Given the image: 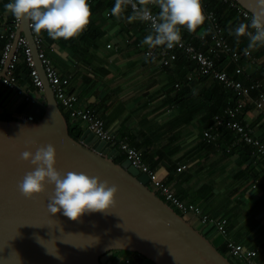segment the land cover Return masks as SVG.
Returning a JSON list of instances; mask_svg holds the SVG:
<instances>
[{
  "label": "crops",
  "instance_id": "1",
  "mask_svg": "<svg viewBox=\"0 0 264 264\" xmlns=\"http://www.w3.org/2000/svg\"><path fill=\"white\" fill-rule=\"evenodd\" d=\"M9 2L0 0L2 30L13 18L5 9ZM112 6L105 2L96 11L91 6L93 21L104 31L95 43L89 40L80 49H73L47 43L44 38L53 64L69 78V91L94 107L113 133L126 136L137 146L145 161L180 197L201 205L211 216L226 217L228 237L259 247L258 257L264 263L262 160L240 148L228 152L220 138L212 143L204 140V130L213 123L209 124L210 102L202 94L210 90L212 80H198L199 74L180 57L166 66L151 59L145 53L148 47L141 45L151 30L144 22L106 15ZM0 80V112L24 118L31 98L43 99V92L24 75L17 76L23 93L9 89L2 77ZM74 120L87 128L85 122ZM243 120L264 138V123L253 103ZM187 218L205 231L196 217ZM206 233L217 246L225 245L214 229Z\"/></svg>",
  "mask_w": 264,
  "mask_h": 264
},
{
  "label": "water",
  "instance_id": "2",
  "mask_svg": "<svg viewBox=\"0 0 264 264\" xmlns=\"http://www.w3.org/2000/svg\"><path fill=\"white\" fill-rule=\"evenodd\" d=\"M236 1L250 10L249 0ZM21 33L28 38L43 79V99L32 97L26 105L33 120L0 118V264H113L115 250L155 264H237L150 187L146 172L128 158L117 161V148L88 128L79 138L70 133L69 118L45 73L26 19H21L0 77ZM48 144L56 148L55 168L61 173L84 172L116 185L115 204L74 221L63 210L49 212L54 185L46 183L45 191L25 197L18 183L36 166L21 159V153L34 154Z\"/></svg>",
  "mask_w": 264,
  "mask_h": 264
},
{
  "label": "built area",
  "instance_id": "3",
  "mask_svg": "<svg viewBox=\"0 0 264 264\" xmlns=\"http://www.w3.org/2000/svg\"><path fill=\"white\" fill-rule=\"evenodd\" d=\"M219 1L227 3L235 8L237 14L249 22L251 11L243 7L236 0ZM151 10L154 15L157 14L152 8ZM203 12L206 17L214 21V33L212 35V42L207 47L208 51L202 46L195 44L194 36H187L182 33L181 41L173 48L168 49L166 46H157L156 48L145 49V53L151 59L157 60L165 66L170 65L181 53H184L195 63L197 74H211L213 77L219 79L224 86L231 88L236 95V101L234 104H229L224 109L223 113L215 115L214 124L204 130L203 138L208 142H212L214 139H221L222 135L218 127L224 125L233 130L234 133V137L230 142L225 141L226 150L231 152L238 150L244 145H248L250 154L260 158L264 166V138L255 133L251 126L244 124L240 119L236 118L238 111L246 104L247 97L257 88L258 93L251 101L264 122V77H259L255 73V69L264 61V47H260L263 51V56L261 58L256 56L255 49H248L247 47L238 49L234 47L230 43L224 27L220 25V23L215 22L216 14L214 10H204ZM20 22L21 19L17 20L13 16L11 22L7 23L3 30L0 29V38H6L0 57V70L12 50L13 41ZM145 24L147 28L151 30L150 22H145ZM88 27L89 25L87 28ZM31 31L38 47V56L43 63L45 73L54 90L55 96L60 106L68 112L69 116L85 122L87 128L93 131L100 139L108 141L111 147L117 148L120 153H124L125 158L130 159L133 165L138 167L142 172H146L149 175L148 183L150 187L174 208L177 207L180 214L186 218L187 216L193 215L204 227L206 232L210 229H214L220 234L224 238V248L227 255L232 256L234 259L241 262V264H264L258 257L259 247L248 246L242 241L228 237V220L226 217L211 216L204 211L201 205L180 197L175 192L174 188L164 181L158 171L145 161L142 151L137 146L131 144L126 136H118L113 133L106 126L104 118L96 113L94 107L82 103L77 93L70 92L68 89L69 78L59 72L46 51L44 46L45 31L39 34L35 33L32 29ZM203 33L204 32H197L196 35L205 42L207 37ZM224 51L227 52L233 62H235L233 74L226 68H216V59ZM21 59L30 66V75L33 85L43 92V79L39 69L36 67L32 47L24 33H21L17 38L16 46L8 62L6 73L2 76V82L6 84L9 89L23 93L18 85L16 75V67ZM234 74H237V77L234 76ZM244 74L250 80L248 83H245L243 77H241ZM29 97L30 96H27V98ZM23 119L33 120V116L27 114ZM182 167H185V165L179 167V169ZM124 261L126 264H148L129 256L124 257Z\"/></svg>",
  "mask_w": 264,
  "mask_h": 264
},
{
  "label": "clouds",
  "instance_id": "4",
  "mask_svg": "<svg viewBox=\"0 0 264 264\" xmlns=\"http://www.w3.org/2000/svg\"><path fill=\"white\" fill-rule=\"evenodd\" d=\"M151 6L159 9L153 14ZM131 6V15L124 17ZM251 11L248 23L241 22L230 29L229 34L239 38L247 36L248 49L264 47V0H249ZM17 20L30 21L35 33L47 32L58 40L78 37L90 24L92 11L89 0H11L5 5ZM106 15L117 20L150 22L151 32L141 42L148 48L176 46L182 39V28L195 33L205 24L206 17L202 0H115ZM211 32L205 29L204 35ZM35 143V141H33ZM21 159L30 160L35 170L29 171L18 183V190L28 198L45 191V184L54 185L53 194L47 204L51 214L63 210V215L71 220H79L85 213L106 212L115 204L116 185L101 181L79 171L61 173L55 168L56 148L52 144L41 146L33 154L21 153Z\"/></svg>",
  "mask_w": 264,
  "mask_h": 264
},
{
  "label": "trees",
  "instance_id": "5",
  "mask_svg": "<svg viewBox=\"0 0 264 264\" xmlns=\"http://www.w3.org/2000/svg\"><path fill=\"white\" fill-rule=\"evenodd\" d=\"M105 2L112 4L114 6L115 0H89L90 5L92 7H94V11L98 10V8L102 5H104ZM150 7L158 13V11H159L158 8H156L155 6H151V5H150ZM202 8H203V11L204 10H206V11L207 10H214V12L216 14L215 22L220 23V25H222L224 27L226 35H227L230 43L234 47H236L238 49H243V48L247 47V45L249 43L247 36L240 37L239 42H237L236 37L234 35L229 34L230 29L235 28L239 23H241V22L248 23L244 18H242L240 15H238L236 13L237 11L235 8H233L230 5H228L227 3L221 2L219 0H202ZM108 12H110V11H108ZM131 12H132V9L129 6L124 12V17L131 14ZM213 22H214L213 20L206 17L205 24L203 26H201V28H205V29L210 28L211 29V32L206 35L207 38H206L205 42H203L196 35L197 32H199L201 30V28H199L197 30V32H195V33H190L187 31L186 28H182V33L187 35V36H191V35L194 36L195 44L202 46L203 48H205L208 51L207 47L212 42V35L214 33ZM103 34H104V31L100 27H98L97 24H95V21H93V19L91 17V22L89 24V27L76 38H70L68 40L60 38L58 40H53L47 35L46 31L44 32V38H45L47 43H58L61 45L62 44L68 45L73 49H80V47L83 44L84 45L87 44V42L89 40L90 41L93 40L95 43L101 36H103ZM0 39H1L0 40V49L2 51V48L6 42V39L5 38H0ZM44 46H45V44H44ZM45 48H46V46H45ZM46 51H47V49H46ZM255 54L259 58H261L263 56V51L260 49V47L255 49ZM0 57H1V54H0ZM179 57H180V59H182V61H181L182 63L188 64L189 67L193 68V72L197 73L196 69H195V63L191 59H189L186 54L181 53L178 56V58ZM216 62H217V64H216L217 69L226 68L232 74L234 73L235 62H233V60L230 58V55L227 52H225V51L222 52L221 55L216 59ZM255 73L259 77H264V61H262L259 64V67L257 69H255ZM16 74L18 77H20L21 75H24V78H27L30 81H32L31 75H30V66L23 59L18 63V65L16 67ZM234 76L237 77V74H234ZM241 77H243L245 83L246 82L248 83L250 81L249 78H247L245 74L242 75ZM205 78H210L212 80V83H213L210 90L207 92H204V94H202L204 96V99L207 100V102H210L209 108L211 109V113H210L209 124L211 125L212 123L214 124V122H212L211 118H213V116H215L217 114L223 113L224 109L229 104H234V102L236 101V95L234 94V91L231 88L224 86L223 83L219 79L213 77L211 74H203V73L199 74L198 80L199 79L203 80ZM193 80H195V79H192L190 81L192 82ZM183 84L185 86V84H188V82H186V83L183 82ZM257 93H258V89L255 88L252 91V94L247 97V101H246V104L244 105V107H242L236 115V118L240 119L244 124H246L248 126H250L251 124H248L247 122H245L243 120V117H244L247 109L251 108V106H252L251 100L257 95ZM66 115L69 118L70 133L75 138H79L81 136V134L83 133L84 128L80 125V123L77 120L70 118L69 114L66 113ZM0 118L7 119V118H14V117L8 113L0 112ZM260 118L262 120V117L259 114V119ZM261 122L264 123L263 121H261ZM218 130L221 132V135H222L221 139H219L221 144H224L225 141L230 142L233 139L234 133H233V130H231L230 128H227L224 125H220L218 127ZM241 149L250 155V150H249L248 145L242 146L240 148V150ZM143 158H145V157L143 156ZM116 159H117V161L124 160L125 154L120 153ZM175 208L177 209V211H179V209L177 207H175ZM203 232L205 234H207L205 231H203ZM218 247L223 252H225V248L223 245L218 246ZM132 254H133L132 252L127 251V250H115L114 254L112 256L113 264H126V263H124L125 262L124 257L129 256V257L133 258ZM229 257L231 258V260H233L235 262V260L232 256H229ZM144 262H146L148 264H155L153 261L147 260V259Z\"/></svg>",
  "mask_w": 264,
  "mask_h": 264
},
{
  "label": "bare ground",
  "instance_id": "6",
  "mask_svg": "<svg viewBox=\"0 0 264 264\" xmlns=\"http://www.w3.org/2000/svg\"><path fill=\"white\" fill-rule=\"evenodd\" d=\"M2 11V10H1ZM2 15V14H1ZM2 18V17H1ZM1 29V28H0ZM6 39V38H5ZM1 40V39H0ZM1 52V51H0ZM1 81V80H0Z\"/></svg>",
  "mask_w": 264,
  "mask_h": 264
},
{
  "label": "rangeland",
  "instance_id": "7",
  "mask_svg": "<svg viewBox=\"0 0 264 264\" xmlns=\"http://www.w3.org/2000/svg\"><path fill=\"white\" fill-rule=\"evenodd\" d=\"M235 260V259H234Z\"/></svg>",
  "mask_w": 264,
  "mask_h": 264
}]
</instances>
